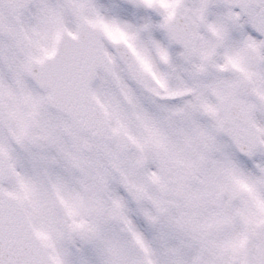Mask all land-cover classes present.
Listing matches in <instances>:
<instances>
[{
	"label": "snow or ice",
	"instance_id": "snow-or-ice-1",
	"mask_svg": "<svg viewBox=\"0 0 264 264\" xmlns=\"http://www.w3.org/2000/svg\"><path fill=\"white\" fill-rule=\"evenodd\" d=\"M0 264H264V0H0Z\"/></svg>",
	"mask_w": 264,
	"mask_h": 264
}]
</instances>
